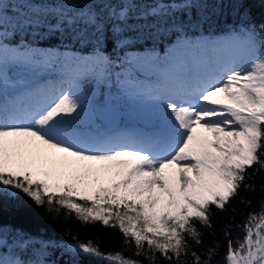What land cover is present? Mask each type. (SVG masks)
Returning a JSON list of instances; mask_svg holds the SVG:
<instances>
[{
	"label": "snow or ice",
	"instance_id": "6c2138e0",
	"mask_svg": "<svg viewBox=\"0 0 264 264\" xmlns=\"http://www.w3.org/2000/svg\"><path fill=\"white\" fill-rule=\"evenodd\" d=\"M139 2L64 0L50 6L0 0V195L24 194L83 224L117 228L136 256L148 252L154 261L158 253L180 261L189 255V240L201 243L197 223L212 226L211 207L224 210L242 185L253 187L244 183L249 169L264 170V22L223 40L192 41L185 31L193 23L191 9L202 0H157L142 8ZM257 6L264 14V0ZM40 28L66 35L91 55L5 42L16 32ZM144 28L171 31L178 42L163 59L125 56L116 64L106 54L109 46H129L130 34ZM140 60L160 63L157 83H122L161 105L151 130L112 136L81 130L78 121L90 103L81 77L104 78L112 68ZM57 64L61 86L45 92L17 93L8 76L11 68ZM240 227L243 238L228 240L224 264H264V201ZM6 246L0 235V248ZM13 247L20 255L0 252V264H48L47 243L36 249L21 233ZM32 250L34 259L21 258ZM70 251L103 264H139L122 252L101 253L91 241H78ZM214 254L209 249L202 261L193 251V264H210Z\"/></svg>",
	"mask_w": 264,
	"mask_h": 264
},
{
	"label": "trees",
	"instance_id": "16d2710c",
	"mask_svg": "<svg viewBox=\"0 0 264 264\" xmlns=\"http://www.w3.org/2000/svg\"><path fill=\"white\" fill-rule=\"evenodd\" d=\"M34 2L57 6L64 0H34ZM156 2L157 0H140L137 7L152 6ZM165 2H170V0H165ZM178 15L182 19H189L188 13H179ZM190 17L193 23L186 29L185 34L192 41L228 34L241 27L251 28L264 22V14L257 6V0H202L201 4L191 9ZM197 21L199 23H196ZM130 37L131 44L122 50L109 46L106 54L116 64H120L125 56L141 58L158 56L163 59L178 42V36L171 31L160 33L154 28H144L139 33L130 34ZM5 42L10 47L26 44L44 52L49 50L76 53L79 56L91 55V49H84L66 35H61L58 32L50 33L45 28L16 32L8 36ZM149 64L152 66L151 69L148 68ZM57 65V69L61 68L59 64ZM160 66L159 62L140 60L133 62L130 66L124 65L123 68L114 67L104 78L89 74L82 76L80 81L92 109L96 110V108L102 107L104 102L108 103L107 95L119 94L122 82L127 77L140 73L145 76L148 69L151 73H155ZM122 72L124 75H120L118 78L117 74ZM8 74L12 80L17 81L18 77H24L22 74H25V69L22 67L11 68ZM131 111V117L137 123L144 128L152 127L145 114L144 105L134 106ZM117 122L123 123V119ZM244 183L253 187L245 188L242 185L239 193L230 200L224 210L211 207V227L197 223L196 226L201 232V243L196 244L189 240V255L182 256L180 261H167L158 253L154 261L148 258L151 255L148 252L136 256L134 255L135 246L130 243L126 244L124 236L117 228L105 226L100 222L83 224L74 215H67L64 210L57 213L50 211L47 205L37 206L24 194L0 195V235L7 241V246L0 248V252L5 256H19V250L13 247V240L18 234L23 233L31 237L36 249H39L41 242L49 244L45 255L48 264H103L96 257L70 251L78 241H91L101 253L122 252L125 257L137 260L139 264H193L191 252H196L203 261L207 259L209 249H214L215 254L212 256L210 264H224L228 240L236 241L243 238L244 233L240 225L250 212L258 211L261 202L264 201V170L249 169L248 177ZM34 252L35 250L29 251L21 258L34 259Z\"/></svg>",
	"mask_w": 264,
	"mask_h": 264
},
{
	"label": "rangeland",
	"instance_id": "374dc122",
	"mask_svg": "<svg viewBox=\"0 0 264 264\" xmlns=\"http://www.w3.org/2000/svg\"><path fill=\"white\" fill-rule=\"evenodd\" d=\"M231 33L208 38V40H223L228 37ZM48 51L49 50H46V52ZM64 53H67L68 55L79 56V54L76 53ZM179 55L184 56L186 55V53L181 52L179 53ZM187 55H190V53H187ZM81 56H88V54H83ZM57 66L58 65H56L54 68L36 71H30L25 69V74H22V76L24 77H18L17 81L13 80L17 83V88L15 89V91L17 93H24V88L30 87L31 85H33L32 83H37V86H34L35 89L33 91L42 89V92L54 89L56 85L61 86V68L57 69ZM151 67V64H149L148 68L151 69ZM149 69L147 70V74L145 76L140 73L129 76L126 79L130 81L131 84L137 85V87H147L155 85L157 83V74L159 72L160 67L155 73H151ZM52 71H54V73H51ZM8 76L11 78L9 74ZM81 88L84 91L82 84ZM119 91L118 95H107L108 99L106 101L108 103L104 102L102 107L96 108V110H93L91 107V103H89L88 109L84 112V114L78 121V127L83 131L93 133H101V130H104L105 128L114 127H117V129H123L124 132H127L128 134H133L132 132H135L133 131V129H136L138 131L135 133L149 131L147 130L148 128H144L143 126H141V124L137 123L131 117V108H133L134 106L140 107L144 105L146 108L145 114L147 116V119H149L148 121L153 126V124L156 122L157 117L160 114L161 105L159 104V102L149 101L138 97L134 94V89L125 84L121 86ZM121 119H123V123H118L117 121Z\"/></svg>",
	"mask_w": 264,
	"mask_h": 264
},
{
	"label": "bare ground",
	"instance_id": "6f19581e",
	"mask_svg": "<svg viewBox=\"0 0 264 264\" xmlns=\"http://www.w3.org/2000/svg\"><path fill=\"white\" fill-rule=\"evenodd\" d=\"M32 84L33 85H31L30 87H25L24 88V93H26V92H42L43 91L42 89L37 90V91H33L35 89L34 86H37V83H35V84L32 83ZM59 87H60L59 85H56L54 88H59ZM133 131L138 132L136 129L135 130L133 129ZM135 132H132V133L134 134ZM95 133H97V132H95ZM101 133H102V135H106V136L128 134L127 132H124L123 129H117V127H114V128H105L104 130H101Z\"/></svg>",
	"mask_w": 264,
	"mask_h": 264
}]
</instances>
